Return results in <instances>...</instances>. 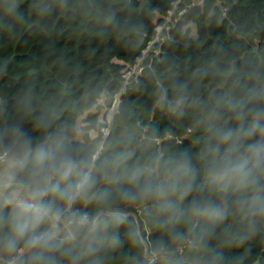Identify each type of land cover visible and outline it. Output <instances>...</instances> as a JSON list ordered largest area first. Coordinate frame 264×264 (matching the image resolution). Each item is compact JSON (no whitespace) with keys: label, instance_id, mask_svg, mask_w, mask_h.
<instances>
[{"label":"trees","instance_id":"obj_1","mask_svg":"<svg viewBox=\"0 0 264 264\" xmlns=\"http://www.w3.org/2000/svg\"><path fill=\"white\" fill-rule=\"evenodd\" d=\"M174 1L0 0V152L15 159L11 182L44 188L34 195L56 214L79 193L72 211L94 219L35 242L48 215L0 197V258L137 264L164 248L172 256L148 264H188L174 253L191 238L198 248L182 256L193 263L264 264V0L193 6L122 96L102 149V132L76 139L85 113V129L98 130L102 106L89 110L119 91L117 61L136 63Z\"/></svg>","mask_w":264,"mask_h":264},{"label":"built area","instance_id":"obj_2","mask_svg":"<svg viewBox=\"0 0 264 264\" xmlns=\"http://www.w3.org/2000/svg\"><path fill=\"white\" fill-rule=\"evenodd\" d=\"M183 0H175L173 2V6L171 9L167 11L166 14H158L155 22V33L152 35L150 40L148 41L146 47L142 51V55L137 59L136 63L128 64L123 61H117L124 65L121 70L122 73V83L119 91L114 95V99L110 106L104 105L102 103L103 95L107 97V93H104L102 97L98 100V103L94 107L102 106L101 110L107 113V120L103 121L102 124L99 123L98 131L103 133L102 143L100 144L99 151L102 149L104 139L109 135L111 126L113 123V118L115 113L118 111L122 96L132 91L134 88V84L139 81V78L142 76L143 71L146 67L145 61L147 58H159V56L164 52L163 45L167 41H172V30L176 27V25L180 21L183 20V15L191 9L193 6L200 5L203 6V0L193 1L188 4H184ZM191 22V21H190ZM189 22V23H190ZM188 23V22H186ZM184 25V29H186V24ZM193 23V22H191ZM194 24V23H193ZM107 100V98H106ZM10 160H15L13 156H11L8 152H0V164L7 163ZM89 174V173H88ZM87 174V176H88ZM86 176V177H87ZM12 173L10 175V180H12ZM81 184V183H80ZM79 184V185H80ZM22 188V198L16 201H7L11 205H15L25 210H29L36 214L45 213L51 220L50 227L39 237L35 239L37 242L44 237H49L52 240H58L63 238V232H71V226L74 224L82 225V226H92L94 223V219L91 214L85 211H77L73 212L71 209L72 202L78 196L79 193H76L73 197H71L69 204L65 207V209L60 214L51 213L45 207H43L38 198L34 194H40L41 196L45 195L46 192L44 188H36L34 191L30 189V187L26 184H18ZM79 190L81 189L78 188ZM146 206L144 205H136L135 208L138 212H141ZM193 247L195 249L198 248V245L193 242L191 238H187L182 243L178 244L174 256L177 258H182L188 264H200L193 263L191 260L183 257V253L186 248ZM25 250H22L20 254H23ZM148 262H153L157 258H165L170 257L172 254L161 248L158 251H154L151 253H146L144 255ZM17 257H14L10 261H5L0 258V264H14Z\"/></svg>","mask_w":264,"mask_h":264},{"label":"crops","instance_id":"obj_3","mask_svg":"<svg viewBox=\"0 0 264 264\" xmlns=\"http://www.w3.org/2000/svg\"><path fill=\"white\" fill-rule=\"evenodd\" d=\"M76 139L82 140L83 137L81 139ZM13 165V160L0 164V197L6 198L9 202L20 200L22 198L21 186L13 184L10 180Z\"/></svg>","mask_w":264,"mask_h":264},{"label":"rangeland","instance_id":"obj_4","mask_svg":"<svg viewBox=\"0 0 264 264\" xmlns=\"http://www.w3.org/2000/svg\"><path fill=\"white\" fill-rule=\"evenodd\" d=\"M186 24H187L186 25V30L189 31L190 35L193 38H196L197 37V27H196L195 23L193 24L191 22L190 23L188 22ZM106 98L107 97L104 94L103 95V100H102V103L104 105H106ZM107 106H110V105H107ZM89 111L96 112V111H98V109L96 107H93ZM85 118H86V113L78 118V125H77L78 136L76 138H80L81 139L83 137V135L86 134V133H89V135L91 137H97L98 133H99L98 130H96V129L86 130L85 129V126L87 125V123L84 121ZM106 120H107V113L103 112V110H101L100 114H99V123L102 124L103 121H106Z\"/></svg>","mask_w":264,"mask_h":264},{"label":"water","instance_id":"obj_5","mask_svg":"<svg viewBox=\"0 0 264 264\" xmlns=\"http://www.w3.org/2000/svg\"><path fill=\"white\" fill-rule=\"evenodd\" d=\"M23 161H25V158L23 159ZM84 240H85V239H84ZM84 240H82L81 243H82ZM136 263H137V264H148L149 262H148V259H147L145 256H142V257H140V258H138V259L136 260Z\"/></svg>","mask_w":264,"mask_h":264},{"label":"clouds","instance_id":"obj_6","mask_svg":"<svg viewBox=\"0 0 264 264\" xmlns=\"http://www.w3.org/2000/svg\"><path fill=\"white\" fill-rule=\"evenodd\" d=\"M89 182V178L88 177H85L84 178V181L80 184V185H77L78 188L82 187L84 183H88Z\"/></svg>","mask_w":264,"mask_h":264}]
</instances>
